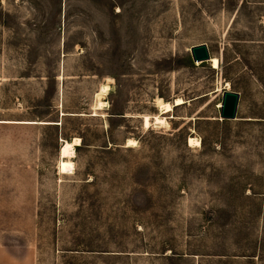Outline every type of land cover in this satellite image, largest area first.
I'll return each instance as SVG.
<instances>
[{"label":"rangeland","instance_id":"obj_1","mask_svg":"<svg viewBox=\"0 0 264 264\" xmlns=\"http://www.w3.org/2000/svg\"><path fill=\"white\" fill-rule=\"evenodd\" d=\"M158 98L185 104L147 129ZM0 244L37 264H264V0H0Z\"/></svg>","mask_w":264,"mask_h":264},{"label":"bare ground","instance_id":"obj_2","mask_svg":"<svg viewBox=\"0 0 264 264\" xmlns=\"http://www.w3.org/2000/svg\"><path fill=\"white\" fill-rule=\"evenodd\" d=\"M213 65L214 69L220 68V60L216 57H211L210 62ZM112 84V83H111ZM114 87L110 84H104L101 88V92L98 95L99 101L97 105L98 111L100 110H108L110 104L108 102L103 101V97L110 95L114 92ZM113 94V93H112ZM106 99V98H105ZM185 104V101L182 98H178L175 100L174 104L170 102H166L162 98H158L156 100V107L158 108L159 114L152 117L146 115L143 117L145 127L149 129L150 127H163L167 125L168 114L174 112L176 107H180ZM82 140L80 138H74L72 141H63L62 146V158L64 160H74L77 156V148L82 146ZM139 146V141L137 139H129L126 147L128 148H137ZM201 146V142L198 139H190V147H199Z\"/></svg>","mask_w":264,"mask_h":264},{"label":"water","instance_id":"obj_3","mask_svg":"<svg viewBox=\"0 0 264 264\" xmlns=\"http://www.w3.org/2000/svg\"><path fill=\"white\" fill-rule=\"evenodd\" d=\"M192 56L196 63H205L211 60V54L207 45L194 47ZM240 95L235 92H226L224 94L221 107V120L233 121L237 119L239 109ZM74 116V115H71Z\"/></svg>","mask_w":264,"mask_h":264},{"label":"crops","instance_id":"obj_4","mask_svg":"<svg viewBox=\"0 0 264 264\" xmlns=\"http://www.w3.org/2000/svg\"><path fill=\"white\" fill-rule=\"evenodd\" d=\"M0 264H37L34 256L23 250L0 244Z\"/></svg>","mask_w":264,"mask_h":264},{"label":"trees","instance_id":"obj_5","mask_svg":"<svg viewBox=\"0 0 264 264\" xmlns=\"http://www.w3.org/2000/svg\"><path fill=\"white\" fill-rule=\"evenodd\" d=\"M56 126V125H55ZM58 126V125H57Z\"/></svg>","mask_w":264,"mask_h":264}]
</instances>
